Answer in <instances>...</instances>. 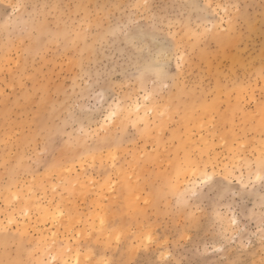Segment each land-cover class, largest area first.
I'll use <instances>...</instances> for the list:
<instances>
[{"label":"snow or ice","instance_id":"1","mask_svg":"<svg viewBox=\"0 0 264 264\" xmlns=\"http://www.w3.org/2000/svg\"><path fill=\"white\" fill-rule=\"evenodd\" d=\"M156 5L0 4V264H185L189 244L264 264V45L258 68L206 69L213 42L256 25L231 0ZM142 168L153 199L121 201Z\"/></svg>","mask_w":264,"mask_h":264},{"label":"rangeland","instance_id":"2","mask_svg":"<svg viewBox=\"0 0 264 264\" xmlns=\"http://www.w3.org/2000/svg\"><path fill=\"white\" fill-rule=\"evenodd\" d=\"M17 0H0V4L7 5L9 3H15ZM28 3H42L43 0H26ZM64 3H74L77 0H63ZM85 3L89 5L96 6L97 4H106V5H113V4H123L126 0H84ZM157 8L159 9H171L172 5L181 3V2H188V0H156ZM203 2V0H202ZM224 3H227L228 0H223ZM232 3L238 4L240 6V14L242 19L250 18L256 25V31H254L250 36L247 34L246 26L242 27L240 30L245 32V40L241 47L237 48L235 44L228 42L225 40L224 44L217 45L215 42L211 45L207 53V62H206V69L210 67L212 72L215 73L217 70L224 72L232 67L233 57L243 56L248 58H255L256 67H259V54L262 45H264V35H262L260 31V22L264 19V0H231ZM114 12L118 10L113 8ZM235 11V10H233ZM11 13V9H8L5 12L3 7H0V19L6 18L7 15ZM218 19V17H217ZM193 20L195 21V13H193ZM227 25H225L226 27ZM246 49V50H245ZM238 67V66H237ZM57 71L59 69L57 68ZM205 75H207V70H205ZM197 77H191L189 81V87H192L191 80L196 79ZM4 77L0 75V87H3ZM215 81H213V84ZM207 84V81H205ZM183 86V85H181ZM10 90V85L8 86ZM161 99L165 102L168 100V94H165ZM143 115V113H141ZM146 169H136L135 173L133 174L130 172L129 174L132 176V187L137 189L135 191L129 192L127 188H123L119 193V197L121 201H124L127 197L130 200H134L135 196H141V205H143V200L145 198L153 199L151 193L150 184L151 182L148 181L146 177ZM137 176H139V183L137 184ZM155 177H153L154 179ZM95 198V197H93ZM80 200L83 202L81 207L87 211V204L91 203V200H87L85 202L84 197L81 196ZM163 207V205H161ZM0 219H3V216L0 215ZM156 220V217H153ZM163 219V217H161ZM159 222V221H158ZM213 238V229L210 223V219L205 216V218L201 221L198 231H196L194 235V242L202 243L205 241H211ZM40 237L38 233H32L28 235L25 243L29 241L32 244V247L35 249L37 241H39ZM42 255H46L42 250L37 249L32 256L28 255V252L25 251L22 254V258L25 260H32L36 261L41 258ZM176 255L179 258L184 259L185 264H208V260H202L201 258L197 257L195 253L192 251V244L185 246L184 248H178L176 250ZM229 258L228 254L226 253L224 256H217L208 258L211 261V264H225V261ZM48 259H51V256H48ZM254 259L257 261L260 259L259 255L255 256ZM60 264H63V261H60Z\"/></svg>","mask_w":264,"mask_h":264}]
</instances>
